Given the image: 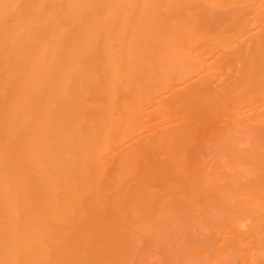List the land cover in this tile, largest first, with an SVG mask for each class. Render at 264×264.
<instances>
[{
    "label": "bare ground",
    "instance_id": "obj_1",
    "mask_svg": "<svg viewBox=\"0 0 264 264\" xmlns=\"http://www.w3.org/2000/svg\"><path fill=\"white\" fill-rule=\"evenodd\" d=\"M0 264H264V0H0Z\"/></svg>",
    "mask_w": 264,
    "mask_h": 264
}]
</instances>
